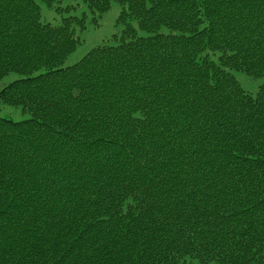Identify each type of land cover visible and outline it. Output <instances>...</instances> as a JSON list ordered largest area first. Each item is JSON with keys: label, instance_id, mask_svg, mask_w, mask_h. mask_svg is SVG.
Wrapping results in <instances>:
<instances>
[{"label": "trees", "instance_id": "1", "mask_svg": "<svg viewBox=\"0 0 264 264\" xmlns=\"http://www.w3.org/2000/svg\"><path fill=\"white\" fill-rule=\"evenodd\" d=\"M82 1L0 0V264H264V0Z\"/></svg>", "mask_w": 264, "mask_h": 264}, {"label": "rangeland", "instance_id": "2", "mask_svg": "<svg viewBox=\"0 0 264 264\" xmlns=\"http://www.w3.org/2000/svg\"><path fill=\"white\" fill-rule=\"evenodd\" d=\"M36 2L40 7L41 19L51 23L59 22L62 16H80L82 11H86L88 14L87 27L81 31H78L82 41L76 47V49L68 55L64 62L65 65L76 62L96 44L109 38L112 34L119 32L122 28V25L117 22V18L121 10V5L117 2H113L110 8L103 12L101 16H94V14L89 11L82 0H58L57 4L61 7L69 6V10L62 8L59 12L53 7L47 6L42 0H36ZM93 17L97 19V24L93 22ZM233 74L235 75L241 87L252 93L257 90L258 86L264 80V77H253L240 70L233 71ZM19 77L20 74L15 72H10L5 76L0 77V89ZM0 116L12 120H23L27 117V115L22 112L20 106H12L1 102ZM188 264L197 263L189 262Z\"/></svg>", "mask_w": 264, "mask_h": 264}]
</instances>
